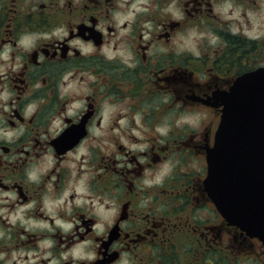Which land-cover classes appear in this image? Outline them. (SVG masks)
Returning <instances> with one entry per match:
<instances>
[{
    "label": "flooded vegetation",
    "instance_id": "obj_1",
    "mask_svg": "<svg viewBox=\"0 0 264 264\" xmlns=\"http://www.w3.org/2000/svg\"><path fill=\"white\" fill-rule=\"evenodd\" d=\"M262 69L264 0H0V264H264L204 183Z\"/></svg>",
    "mask_w": 264,
    "mask_h": 264
},
{
    "label": "water",
    "instance_id": "obj_2",
    "mask_svg": "<svg viewBox=\"0 0 264 264\" xmlns=\"http://www.w3.org/2000/svg\"><path fill=\"white\" fill-rule=\"evenodd\" d=\"M207 164L219 212L264 240V69L230 90Z\"/></svg>",
    "mask_w": 264,
    "mask_h": 264
},
{
    "label": "clouds",
    "instance_id": "obj_3",
    "mask_svg": "<svg viewBox=\"0 0 264 264\" xmlns=\"http://www.w3.org/2000/svg\"><path fill=\"white\" fill-rule=\"evenodd\" d=\"M175 17L176 18H181L183 13L180 12V11H177L174 13ZM64 35H67V32L64 33ZM218 39V37L214 38L211 42L212 43H215L216 40ZM19 43L22 45L23 44V40L19 41ZM159 130V129H158ZM28 176H29V179H35V176L32 174V173H28ZM163 180H164V177L163 176H156L154 180H148V179H145L143 181V183L147 186H152L153 184H162L163 183ZM113 213H116L118 210L117 208L113 207L112 210H111ZM68 227H71V225H68ZM98 229H100L101 231L103 229L100 228V225L98 224L96 226ZM76 258L77 259H87V260H95L97 257H96V254L94 251L88 253L86 256L84 255H80L79 252L76 253ZM123 264H130V261L128 259H125L123 261Z\"/></svg>",
    "mask_w": 264,
    "mask_h": 264
}]
</instances>
